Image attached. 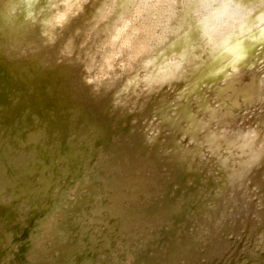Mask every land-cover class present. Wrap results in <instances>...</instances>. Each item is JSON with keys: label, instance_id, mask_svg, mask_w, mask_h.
<instances>
[{"label": "rangeland", "instance_id": "1", "mask_svg": "<svg viewBox=\"0 0 264 264\" xmlns=\"http://www.w3.org/2000/svg\"><path fill=\"white\" fill-rule=\"evenodd\" d=\"M0 264H264V0H0Z\"/></svg>", "mask_w": 264, "mask_h": 264}, {"label": "bare ground", "instance_id": "2", "mask_svg": "<svg viewBox=\"0 0 264 264\" xmlns=\"http://www.w3.org/2000/svg\"><path fill=\"white\" fill-rule=\"evenodd\" d=\"M205 4V3H204ZM214 4V3H213ZM198 5V4H197ZM229 7H230V5H229ZM215 8V7H214ZM215 10V9H214ZM226 10V9H225ZM238 11V10H237ZM243 12V11H242ZM215 13V12H214ZM239 13V12H238ZM241 13V12H240ZM246 15V14H245ZM242 16V15H241ZM208 17V16H207ZM240 17V16H239ZM243 17V16H242ZM244 18V17H243ZM238 19V18H237ZM205 23V22H204ZM252 23V22H251ZM242 25V24H241ZM247 25V24H246ZM248 26V25H247ZM250 26V25H249ZM238 27V26H237ZM243 32V31H242ZM236 34V33H235ZM234 38V37H233ZM231 42H232V40H231ZM229 46V45H228ZM230 50V49H229ZM228 50V51H229ZM225 52V51H224ZM222 54H223V52H222ZM222 54H221V56H222ZM225 54L227 55V53H224V56H225ZM233 54V53H232ZM231 54V55H232ZM218 55V54H217ZM228 56H229V53H228ZM233 56V55H232ZM235 56V55H234ZM241 56V55H240ZM231 57V56H230ZM237 58H238V56H237ZM239 60V59H238ZM223 62V61H222ZM247 63V62H246Z\"/></svg>", "mask_w": 264, "mask_h": 264}]
</instances>
